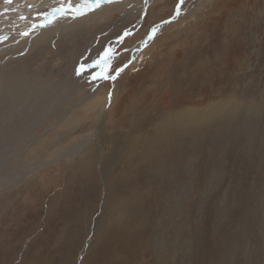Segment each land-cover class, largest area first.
Listing matches in <instances>:
<instances>
[{
    "label": "rangeland",
    "instance_id": "374dc122",
    "mask_svg": "<svg viewBox=\"0 0 264 264\" xmlns=\"http://www.w3.org/2000/svg\"><path fill=\"white\" fill-rule=\"evenodd\" d=\"M47 1L0 16V264H264V107L211 111L264 0Z\"/></svg>",
    "mask_w": 264,
    "mask_h": 264
},
{
    "label": "bare ground",
    "instance_id": "6f19581e",
    "mask_svg": "<svg viewBox=\"0 0 264 264\" xmlns=\"http://www.w3.org/2000/svg\"><path fill=\"white\" fill-rule=\"evenodd\" d=\"M49 1V0H48ZM47 1V2H48ZM110 1V0H109ZM23 2H25V0H11V2L9 3V2H7V1H5V3H3V4H1L0 5V16H4V14L5 13H7V11H9V10H14V9H17V8H23L24 7V5H26L25 3H23ZM50 2H51V0H50ZM113 2V1H112ZM46 3V2H45ZM86 5H88V4H86ZM73 6V5H72ZM78 6V5H77ZM84 5H82L81 6V8H79V10L81 9V10H84ZM45 8V7H44ZM75 8H77V7H75ZM71 9H73V7H71ZM77 10V9H76ZM80 10V11H81ZM95 10V9H94ZM93 10V11H94ZM66 11V10H65ZM21 12V11H20ZM25 12V11H24ZM17 13V12H16ZM18 14H19V12H18ZM21 14V13H20ZM12 16V15H11ZM11 16L9 17V18H11ZM14 16H16V15H14ZM6 17V16H5ZM13 17V16H12ZM17 17V16H16ZM8 18V17H7ZM19 18V17H18ZM3 19V18H2ZM6 19V18H5ZM14 19V18H13ZM16 19V18H15ZM23 19H24V17H23ZM12 20V19H11ZM22 20V19H21ZM21 20H19L20 22H21ZM3 21V20H2ZM8 21V20H7ZM26 21V20H25ZM30 22V21H29ZM13 23H14V21H13ZM12 23V24H13ZM15 24V23H14ZM8 25V24H7ZM2 26H3V24H2ZM5 26V25H4ZM11 25L9 24V27H10ZM19 26V25H18ZM2 28V27H1ZM17 28V27H16ZM40 28H41V26H40ZM15 29V28H14ZM17 32V31H16ZM191 63V62H190ZM33 88V87H32ZM23 89V88H22ZM12 90V89H11ZM47 91V90H46ZM6 93H7V91H6ZM20 93V92H19ZM225 96V95H224ZM262 98V97H261ZM6 100V99H5ZM24 100V99H23ZM257 104H259L260 105V107H259V105H257ZM257 104H248V105H246L245 104V106H243V105H241L240 103H239V99H236V96H234L231 92L229 93V94H227L226 96H225V98H222V99H220V100H216L215 101V103L213 102L212 103V106H211V111L212 112H214V111H223V110H225V111H230V112H234V113H236V111H238L239 112V110H241L242 108H244L247 112H249V110L250 109H253L251 112L252 113H254L255 115H257L258 113V111H259V109L261 108H263L264 107V100L262 99V101L260 102V103H257ZM192 111V110H191ZM197 112L195 113L196 114V116L195 115H191L189 112V114H190V118H186V117H184V116H182V114L180 113H173V114H171V115H167V116H163V118L159 121V126H161V127H169V128H172V127H178V126H182V125H186V126H189L190 127V125H192L191 123H194V121L196 120V118H198V119H203V120H206L207 122H208V120H210L211 118H209V114H207V115H205L204 114V111L200 108V109H197L196 110ZM210 111V112H211ZM194 112V111H193ZM207 113V112H206ZM188 114V115H189ZM193 114V113H192ZM237 114V113H236ZM247 114V113H246ZM227 115V114H226ZM226 115H225V117H226ZM228 116V115H227ZM232 117V116H231ZM195 124V123H194ZM212 124V123H211ZM185 126V127H186ZM156 127V126H155ZM162 129H164V128H162ZM185 130V129H184ZM168 131L169 130H167V133H166V136H167V134H168ZM181 131V130H180ZM166 132V131H165ZM156 134V133H155ZM167 137H169V135L167 136ZM175 137H176V135H175ZM170 138H171V136H170ZM175 140V139H174ZM121 206V205H120ZM117 216V215H116ZM116 219H117V217H116ZM117 221V220H116ZM120 222V221H119ZM129 227V226H128ZM61 229V228H60ZM49 262V261H48ZM48 262H46V263H48Z\"/></svg>",
    "mask_w": 264,
    "mask_h": 264
},
{
    "label": "snow or ice",
    "instance_id": "6c2138e0",
    "mask_svg": "<svg viewBox=\"0 0 264 264\" xmlns=\"http://www.w3.org/2000/svg\"><path fill=\"white\" fill-rule=\"evenodd\" d=\"M7 2H9V3H10V2H11V0H7Z\"/></svg>",
    "mask_w": 264,
    "mask_h": 264
}]
</instances>
